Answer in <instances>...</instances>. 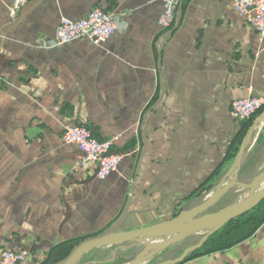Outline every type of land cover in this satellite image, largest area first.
<instances>
[{"label":"crops","instance_id":"obj_1","mask_svg":"<svg viewBox=\"0 0 264 264\" xmlns=\"http://www.w3.org/2000/svg\"><path fill=\"white\" fill-rule=\"evenodd\" d=\"M9 5L0 0V250L26 248L21 264H38L59 242L106 230L125 207L122 230L191 209L227 183L233 161L194 192L239 130L231 101L264 96V44L232 0H189L166 30L162 0H27L15 17ZM94 6L118 18L107 41L40 47L63 18ZM70 122L134 151L98 179L61 140ZM182 264H264V222Z\"/></svg>","mask_w":264,"mask_h":264},{"label":"built area","instance_id":"obj_2","mask_svg":"<svg viewBox=\"0 0 264 264\" xmlns=\"http://www.w3.org/2000/svg\"><path fill=\"white\" fill-rule=\"evenodd\" d=\"M180 0H162V11L157 18L160 29H168L175 20ZM27 0H10L9 12L15 17ZM232 8L242 21L249 25L264 44V0H232ZM116 15L99 6L92 7L88 13L76 20L63 18L54 34L39 41L40 47L53 48L76 40L94 44L107 41L118 29ZM264 105V96L250 95L234 99L230 103L229 115L239 125L250 119ZM61 140L74 145L79 155V166L93 167L95 177L105 179L117 170L120 161L132 153L117 151L112 141L94 138L84 124L66 123L61 130ZM30 255L26 248L5 247L0 250V264H21Z\"/></svg>","mask_w":264,"mask_h":264},{"label":"water","instance_id":"obj_3","mask_svg":"<svg viewBox=\"0 0 264 264\" xmlns=\"http://www.w3.org/2000/svg\"><path fill=\"white\" fill-rule=\"evenodd\" d=\"M181 5L182 0H180L177 8L176 19L180 17ZM263 120L264 111L253 120L242 144L240 145L229 170V173H233L232 179L224 185L217 186L214 193L206 201L191 209L180 211L168 219L141 227L122 230L121 226L128 214L127 208L125 207L121 216L112 225L107 227L106 230L80 241L64 259L56 264H75V262L86 252L94 248L112 246L126 242L144 241L151 237L174 234L171 238L157 241L156 245L148 243L142 252L131 262V264H142L149 258L155 256V254L163 248L180 242L185 238L204 230L205 233L200 240L185 247L177 257L165 259L154 264H178L183 261L191 251L201 247L207 238L221 228L226 222L250 210L264 198V185L256 190L252 189L256 184H260L264 180V171L248 184H242L236 181L238 174L236 168L239 165L240 157L250 141L257 124ZM234 185L251 187L252 190L241 199L224 205L217 210L209 211L210 207L216 205L222 196Z\"/></svg>","mask_w":264,"mask_h":264},{"label":"rangeland","instance_id":"obj_4","mask_svg":"<svg viewBox=\"0 0 264 264\" xmlns=\"http://www.w3.org/2000/svg\"><path fill=\"white\" fill-rule=\"evenodd\" d=\"M231 167L227 169V182L233 177V173H229ZM237 179L239 183H250L264 171V120L258 123L254 130L250 142L243 151L239 165L236 168ZM264 185V180L260 184L254 186V190ZM251 187L242 185H234L226 192L220 201L210 207L209 211L219 209L223 205L236 201L245 197L251 190ZM205 231L195 233L184 240L174 243L160 250L155 256L149 258L142 264H154L165 259L177 257L185 247L196 243L200 240ZM174 234L151 237L144 241L126 242L128 244H117L105 246L102 248H94L86 252L75 264H131V262L142 252L150 241H160L165 238H171Z\"/></svg>","mask_w":264,"mask_h":264},{"label":"trees","instance_id":"obj_5","mask_svg":"<svg viewBox=\"0 0 264 264\" xmlns=\"http://www.w3.org/2000/svg\"><path fill=\"white\" fill-rule=\"evenodd\" d=\"M188 1L189 0H182V8H184ZM263 111L264 105L259 110H257L256 113L250 119L240 124L238 132L230 141L228 150L224 156L222 164L218 166L210 175V177L203 184H201L194 192L201 193L203 191H209L212 188V184H210L209 181H211L213 177H215V175L219 173L223 163L233 161L240 148V145L242 144L243 139L245 138L249 130L250 125L252 124L253 120ZM135 142V138L129 140L125 144L124 150H128L134 147ZM263 222L264 198L261 199L259 203L250 210L226 222L221 228L211 234L201 247L191 251L184 258V260L179 262L178 264H182L185 261L191 260L199 256L216 252H223L235 246L236 244H239L242 241L248 239L256 232V230L262 225ZM92 235L95 234L74 237L55 244L48 250L44 259L38 264H56L57 262L64 259L68 255V253L74 248V246H76L80 241Z\"/></svg>","mask_w":264,"mask_h":264},{"label":"bare ground","instance_id":"obj_6","mask_svg":"<svg viewBox=\"0 0 264 264\" xmlns=\"http://www.w3.org/2000/svg\"><path fill=\"white\" fill-rule=\"evenodd\" d=\"M156 243H157L156 241L155 242L154 241L149 242V244H151V245H156Z\"/></svg>","mask_w":264,"mask_h":264},{"label":"flooded vegetation","instance_id":"obj_7","mask_svg":"<svg viewBox=\"0 0 264 264\" xmlns=\"http://www.w3.org/2000/svg\"><path fill=\"white\" fill-rule=\"evenodd\" d=\"M223 206H224V205H223ZM215 210H217V208H216Z\"/></svg>","mask_w":264,"mask_h":264}]
</instances>
